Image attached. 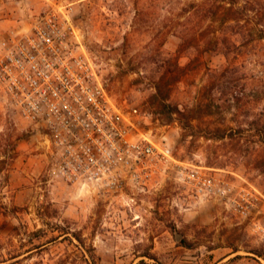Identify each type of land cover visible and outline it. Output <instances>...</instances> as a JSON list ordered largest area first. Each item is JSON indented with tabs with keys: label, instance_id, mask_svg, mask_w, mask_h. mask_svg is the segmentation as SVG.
<instances>
[{
	"label": "rangeland",
	"instance_id": "rangeland-1",
	"mask_svg": "<svg viewBox=\"0 0 264 264\" xmlns=\"http://www.w3.org/2000/svg\"><path fill=\"white\" fill-rule=\"evenodd\" d=\"M64 1L0 0V21L14 11L30 23ZM230 1L196 26L188 0H76L71 17L140 127L188 169L254 192L264 211V0ZM211 35L219 45L206 50ZM50 160L0 88V264H264V236L224 200L196 198L173 176L131 203L108 199L50 179Z\"/></svg>",
	"mask_w": 264,
	"mask_h": 264
},
{
	"label": "built area",
	"instance_id": "built-area-1",
	"mask_svg": "<svg viewBox=\"0 0 264 264\" xmlns=\"http://www.w3.org/2000/svg\"><path fill=\"white\" fill-rule=\"evenodd\" d=\"M75 3L65 0L34 15L26 31L0 41V88L41 133L51 158L47 176L129 203L173 176L196 198L224 200L264 236V211L254 192L234 189L204 167L188 169L164 138L140 127L137 108L112 98L79 42Z\"/></svg>",
	"mask_w": 264,
	"mask_h": 264
},
{
	"label": "trees",
	"instance_id": "trees-1",
	"mask_svg": "<svg viewBox=\"0 0 264 264\" xmlns=\"http://www.w3.org/2000/svg\"><path fill=\"white\" fill-rule=\"evenodd\" d=\"M186 5H187V10H185V12H187V17L190 20V23L193 26H196L200 24L202 17L205 20L206 18H209L210 16H214V14L216 16L217 11H214V8H216V10L222 11L224 15L229 14L233 10L234 2L230 0H226V1L221 2V5L218 6L216 5L214 0H201L200 2L197 0H188V2H186ZM215 18L217 17H214L213 19L215 20ZM230 20L231 19L223 18L221 19V21H219V24L221 26L225 25ZM213 42L215 43V45L217 46L219 45V39L218 37H216V35H211L210 37H208V39H205L204 46H206V50H208L207 46H210ZM180 243L183 246L187 245L184 238L181 239ZM234 252H236V250H234Z\"/></svg>",
	"mask_w": 264,
	"mask_h": 264
},
{
	"label": "crops",
	"instance_id": "crops-1",
	"mask_svg": "<svg viewBox=\"0 0 264 264\" xmlns=\"http://www.w3.org/2000/svg\"><path fill=\"white\" fill-rule=\"evenodd\" d=\"M28 28H29V20L25 12L24 13L21 12L19 14L18 12L14 13V11H11V13L6 17V19H2V21H0V34H3L2 39L6 36V34L10 32L17 30L26 31ZM0 55H1V50H0ZM232 256H234V254L227 256L225 260L232 258Z\"/></svg>",
	"mask_w": 264,
	"mask_h": 264
}]
</instances>
